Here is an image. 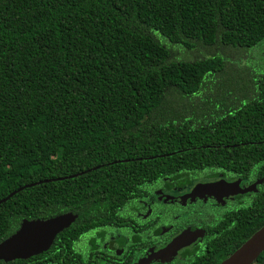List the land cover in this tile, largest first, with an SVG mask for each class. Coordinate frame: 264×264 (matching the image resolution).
I'll return each mask as SVG.
<instances>
[{"label":"trees","instance_id":"obj_1","mask_svg":"<svg viewBox=\"0 0 264 264\" xmlns=\"http://www.w3.org/2000/svg\"><path fill=\"white\" fill-rule=\"evenodd\" d=\"M237 179L254 192L182 219L204 238L179 264H218L264 225V0H0V200L21 188L0 242L75 215L0 264H97L126 203Z\"/></svg>","mask_w":264,"mask_h":264},{"label":"flooded vegetation","instance_id":"obj_2","mask_svg":"<svg viewBox=\"0 0 264 264\" xmlns=\"http://www.w3.org/2000/svg\"><path fill=\"white\" fill-rule=\"evenodd\" d=\"M194 185L157 192L153 201L126 203L125 208L118 212L115 227L105 225L101 238H94V241H101L98 259L104 258L97 260V264H179L184 259V251L200 247L204 238L203 229L194 222H184L182 219L192 215L198 218L210 215L212 212L203 211V206H219L237 195L222 198L220 202L210 197L179 200ZM185 230L200 232V236L165 260L148 258V255L163 248Z\"/></svg>","mask_w":264,"mask_h":264},{"label":"water","instance_id":"obj_3","mask_svg":"<svg viewBox=\"0 0 264 264\" xmlns=\"http://www.w3.org/2000/svg\"><path fill=\"white\" fill-rule=\"evenodd\" d=\"M239 180L226 182L197 183L179 200H190L210 197L216 202L222 198L254 192L255 184L240 187ZM17 190L9 193L0 202H4ZM75 219V215L64 213L45 220H22L18 228L6 239L0 242V261L25 260L46 251L54 237L67 228ZM200 232L185 230L171 239L163 248L148 255L152 260H165L173 256L181 247L188 245ZM264 250V225L244 241L234 252L218 264H251Z\"/></svg>","mask_w":264,"mask_h":264}]
</instances>
